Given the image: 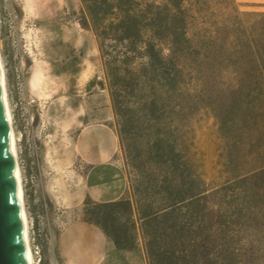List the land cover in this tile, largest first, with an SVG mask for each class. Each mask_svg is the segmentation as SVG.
Returning a JSON list of instances; mask_svg holds the SVG:
<instances>
[{
    "label": "trees",
    "instance_id": "1",
    "mask_svg": "<svg viewBox=\"0 0 264 264\" xmlns=\"http://www.w3.org/2000/svg\"><path fill=\"white\" fill-rule=\"evenodd\" d=\"M79 2L78 22L93 33L105 66L120 142L137 128L121 119L130 111L129 96L140 95L148 118L147 134L139 135L143 159L133 165L146 180L135 189L139 199L86 196L82 221L117 250L136 251L141 242L147 264H250L241 249L239 212L226 214L230 202L191 172L181 137L158 125L153 112L169 95L183 113L195 106L211 111L230 156L239 160L240 205L264 229V13L251 23L226 17L200 39L189 31L183 0ZM192 80L200 84L196 102Z\"/></svg>",
    "mask_w": 264,
    "mask_h": 264
},
{
    "label": "rangeland",
    "instance_id": "2",
    "mask_svg": "<svg viewBox=\"0 0 264 264\" xmlns=\"http://www.w3.org/2000/svg\"><path fill=\"white\" fill-rule=\"evenodd\" d=\"M182 5L190 33L200 39L226 17L251 23L264 13V0H183ZM79 7V0H0L1 53L35 264H62L58 237L68 224L83 218L91 138L106 142L113 152L110 162L120 171L121 197L134 203L139 199L137 184L146 183L133 166L143 159L139 135L148 132V118L139 109L141 97H128L130 111L125 110L121 119L134 122L137 128L128 131L123 144L117 135L120 120L113 110L105 66L93 33L78 22ZM199 85L196 80L190 82L193 102L201 96ZM166 101L153 112L161 117L158 125L181 137L185 163L208 189L221 190L224 201L230 202L226 214L239 212L242 252H249L250 264H264V229L259 231L240 205L241 189L235 185L239 160L230 156L220 124L203 106L186 114L170 95ZM87 126L92 129L91 136L81 134ZM100 264L147 263L139 242L136 251L111 247Z\"/></svg>",
    "mask_w": 264,
    "mask_h": 264
},
{
    "label": "crops",
    "instance_id": "3",
    "mask_svg": "<svg viewBox=\"0 0 264 264\" xmlns=\"http://www.w3.org/2000/svg\"><path fill=\"white\" fill-rule=\"evenodd\" d=\"M81 134L91 136L87 126ZM94 139V140H93ZM91 138L86 159L89 168L84 176L85 197L97 202H108L122 196L120 171L110 162L113 152L105 142ZM112 242L96 226L84 221L68 224L57 240V253L62 264H100Z\"/></svg>",
    "mask_w": 264,
    "mask_h": 264
},
{
    "label": "water",
    "instance_id": "4",
    "mask_svg": "<svg viewBox=\"0 0 264 264\" xmlns=\"http://www.w3.org/2000/svg\"><path fill=\"white\" fill-rule=\"evenodd\" d=\"M0 264H25L12 161L0 99Z\"/></svg>",
    "mask_w": 264,
    "mask_h": 264
},
{
    "label": "bare ground",
    "instance_id": "5",
    "mask_svg": "<svg viewBox=\"0 0 264 264\" xmlns=\"http://www.w3.org/2000/svg\"><path fill=\"white\" fill-rule=\"evenodd\" d=\"M1 43H0V99L3 109L6 133L8 146L12 161V171L13 179L16 191V198L20 216V223L22 228L23 235V245H24V260L25 264H35L34 253L31 246V236H30V221L28 212L25 205V192H24V183L22 169L19 160V151H18V137L14 127L13 121V112L11 109V104L9 100V92L7 86V75L5 69V63L3 61L1 53Z\"/></svg>",
    "mask_w": 264,
    "mask_h": 264
}]
</instances>
